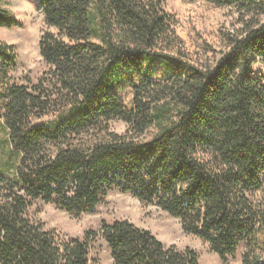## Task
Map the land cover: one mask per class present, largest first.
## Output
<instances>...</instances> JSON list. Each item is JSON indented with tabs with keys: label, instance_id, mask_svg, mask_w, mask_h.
Returning <instances> with one entry per match:
<instances>
[{
	"label": "trees",
	"instance_id": "16d2710c",
	"mask_svg": "<svg viewBox=\"0 0 264 264\" xmlns=\"http://www.w3.org/2000/svg\"><path fill=\"white\" fill-rule=\"evenodd\" d=\"M7 1L0 28L20 25ZM207 1L241 27L201 64L162 0H37L55 31L36 82L16 80V48L0 42V264H93L99 239L114 264H199L126 219L73 237L31 212L79 217L113 191L178 218L223 261L244 245L243 264H264V0Z\"/></svg>",
	"mask_w": 264,
	"mask_h": 264
},
{
	"label": "rangeland",
	"instance_id": "374dc122",
	"mask_svg": "<svg viewBox=\"0 0 264 264\" xmlns=\"http://www.w3.org/2000/svg\"><path fill=\"white\" fill-rule=\"evenodd\" d=\"M162 4L177 20L176 31L183 39V55L195 64L212 61L224 50L227 34L241 27L239 15L231 6H218L207 0H162ZM7 7L20 22L12 28H0V42L14 45L18 54V65L12 74L19 82H36L48 69L40 54V38L45 31L55 30L47 26L37 0H8ZM254 71L264 75V63H257ZM127 127L122 121L111 123V129L120 134L125 133ZM3 134L0 130V136ZM31 212L46 229L73 237H82L89 229H99L103 221L126 219L150 230L166 245L194 249L199 255V264H243L244 245L234 257L223 261L207 242L186 233L178 218L155 205L141 202L130 193L113 191L96 211L79 217L42 202L35 203ZM91 258L93 264H114L102 239L93 245Z\"/></svg>",
	"mask_w": 264,
	"mask_h": 264
}]
</instances>
